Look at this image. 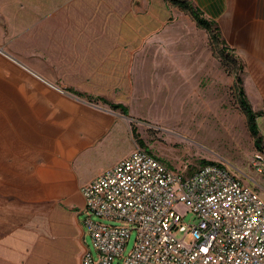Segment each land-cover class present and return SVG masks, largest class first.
I'll return each mask as SVG.
<instances>
[{"label": "rangeland", "instance_id": "374dc122", "mask_svg": "<svg viewBox=\"0 0 264 264\" xmlns=\"http://www.w3.org/2000/svg\"><path fill=\"white\" fill-rule=\"evenodd\" d=\"M13 1L11 9L5 10L11 23L0 24V47L12 62L60 93L67 94L62 82L79 85L83 81L88 90H81H90L96 98L79 97L116 117L111 131L73 160L80 183L133 151L139 144L131 132L134 125L145 147L173 169L197 167L202 159L224 162L241 169L252 185L258 183L264 199V175L252 165L256 147L237 94L235 72L190 12L165 0ZM257 4L256 9L260 0ZM41 18L49 22L32 25ZM27 24L31 26L25 31ZM80 51L84 58L78 57ZM86 52L94 56L86 57ZM237 53L249 99L255 110L264 109V61L251 63L240 50ZM98 96L125 103L129 115ZM258 124L264 135V116L258 117ZM42 134L30 135H35L36 143L50 141L55 150L65 133ZM27 187L26 217L6 220L11 228L20 224L21 232L0 241V264H81L84 247L96 256L86 218L132 228L126 220L84 210L80 187L74 190L72 185L77 192L69 196L60 193L57 185H44L33 196V184ZM175 208L183 216L182 223L189 226L197 220L186 203L179 202ZM176 233L192 239L190 233ZM136 234L132 230L124 254L116 256L113 264L122 263Z\"/></svg>", "mask_w": 264, "mask_h": 264}, {"label": "built area", "instance_id": "2783aa9c", "mask_svg": "<svg viewBox=\"0 0 264 264\" xmlns=\"http://www.w3.org/2000/svg\"><path fill=\"white\" fill-rule=\"evenodd\" d=\"M252 165L264 175V139ZM81 192L84 210L132 224L86 218L97 255L86 249L82 264H113L124 254L132 230L135 244L120 264H264V199L259 184L246 181L237 167L213 162L192 172L177 170L137 144ZM179 202L196 214L189 226L175 208Z\"/></svg>", "mask_w": 264, "mask_h": 264}, {"label": "crops", "instance_id": "0c3cea01", "mask_svg": "<svg viewBox=\"0 0 264 264\" xmlns=\"http://www.w3.org/2000/svg\"><path fill=\"white\" fill-rule=\"evenodd\" d=\"M226 1L220 24L229 42L251 63L264 61V0H260L257 9L258 0ZM13 2L0 0V24L11 23L5 10H10ZM15 15L18 17L17 12ZM40 20L32 25L49 22V19ZM30 26L27 24L24 30ZM83 53L80 51L78 57L84 58ZM90 56L94 55L86 57ZM26 71L23 65L12 62L5 49L0 50V241L11 238L9 234L13 232H21L20 224L11 228L6 220L26 217L28 184L34 186L30 192L32 196L41 192L44 185H57L60 193L69 196L76 194L74 190L79 187L81 191L84 185L108 169L102 168L80 183L73 160L85 147L92 146L103 134L110 132L116 123V117L108 114L105 108L68 90L67 94L60 93L43 81L30 78ZM79 81V85L67 81L62 84L88 90L83 81ZM34 132L65 134L60 139V148L54 150L50 141L46 145L36 143L35 135H30ZM85 250L84 247L82 256Z\"/></svg>", "mask_w": 264, "mask_h": 264}, {"label": "trees", "instance_id": "16d2710c", "mask_svg": "<svg viewBox=\"0 0 264 264\" xmlns=\"http://www.w3.org/2000/svg\"><path fill=\"white\" fill-rule=\"evenodd\" d=\"M165 1L169 2L174 6L179 7L181 10L190 12L194 20L197 22L198 26L208 30V32L210 33L211 41L213 40L218 45L221 55L226 61L227 66L232 67L235 72V84H236L237 94L239 97L240 104L246 113L249 129L254 137L255 147L256 148L261 147V144L264 139V135L258 124V117L264 116V109H259V110L254 109L244 84V78L242 76L243 66L241 63V57L237 53V49L232 44H230L229 41L224 36L222 32L223 28L218 21V18L225 10V0H196V4L194 3V0H165ZM229 58L232 59V62H228L226 60ZM65 89L73 94H76L81 97H85L89 101H94V99L96 98L89 92L83 91L74 86H67L65 87ZM97 98H101L105 102L109 103L110 106L115 110H120L122 114L126 116L129 115V106L126 105L125 103L112 102L102 96H98ZM131 132L138 141V143L145 147L146 146L145 142L139 137L136 126L131 125ZM145 148L152 153V151L149 150L147 147ZM157 157L161 158L160 156ZM161 159L164 160L163 158ZM213 162H218V161L202 159L200 160L199 165L213 163ZM195 168L196 167L194 166H189L188 171L192 172Z\"/></svg>", "mask_w": 264, "mask_h": 264}, {"label": "water", "instance_id": "95a60500", "mask_svg": "<svg viewBox=\"0 0 264 264\" xmlns=\"http://www.w3.org/2000/svg\"><path fill=\"white\" fill-rule=\"evenodd\" d=\"M0 50H2L1 47H0ZM77 98H79V97H77ZM79 99H81V98H79Z\"/></svg>", "mask_w": 264, "mask_h": 264}]
</instances>
